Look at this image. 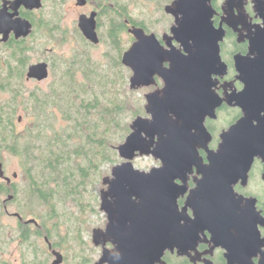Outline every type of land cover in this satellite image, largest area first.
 <instances>
[{
    "label": "flooded vegetation",
    "instance_id": "flooded-vegetation-1",
    "mask_svg": "<svg viewBox=\"0 0 264 264\" xmlns=\"http://www.w3.org/2000/svg\"><path fill=\"white\" fill-rule=\"evenodd\" d=\"M11 1L14 0H0V10L5 9L6 16L14 13ZM35 1L27 0L28 6L22 5L19 15L12 19H25L29 26L28 34L17 36V32L12 29L8 39L0 42V109L2 113L8 108L12 112L11 115H0V264H99L104 248L110 253L114 251L110 238H106L105 247L97 245L94 238L95 229L106 230L111 223L109 213L103 211V224L92 228L87 241L82 239L80 243L73 239L71 244H65L60 216L62 204L57 197L51 200L43 195L47 191L42 188L46 187V173L34 170L36 166L28 162L30 158L24 159L22 146L28 145L30 130L38 121L33 112L34 101L41 97L43 85L51 87L58 80L55 75L56 67H60L62 62L58 63L57 60H69V56L58 53L63 41L69 40L68 35L80 43L98 47L111 41L114 23L117 42L125 47L121 60L137 40L131 31L135 27L142 28L147 35L155 34L164 50L170 49L169 42L180 47L177 41L170 40L175 18L165 10L174 0H154V8L163 11V19L149 24L140 18L136 19L138 23H134L128 17L131 5L140 0H40L39 7H31ZM67 2H71L76 10L73 25H69L71 27L61 25V11ZM260 2L264 0L211 1L216 11L214 25L225 31L220 42L225 67L212 78L214 97L221 103L213 116L207 115L205 119V125L212 136L207 149L199 148L205 165L208 150H218L223 142L224 132L244 117L245 111L241 106V101L244 100L238 97L246 83H252L250 88L254 90L264 85L263 79L255 81L250 74H255L264 67V53H260L264 42L256 40L258 31L264 27V20L256 12V3ZM92 17L96 21V32L100 40L98 43L89 40L81 27L83 19ZM160 23L164 26L162 30L155 29ZM3 37L4 33L0 29V39ZM256 42L260 44L256 46ZM75 54L76 52L73 57ZM40 63L48 65V77L40 79L29 76L30 67ZM164 66L169 67L170 63L165 62ZM128 69L132 75L131 68ZM164 85L163 78L156 75L154 84L138 89L146 90L143 96L146 101L145 94L161 90ZM258 112L264 129V108L259 111L254 109L252 113ZM250 117L249 128L256 135L261 134L259 120L255 116ZM254 145L259 152L254 157L247 176L238 178L233 183L235 197L241 199L239 207H228L229 211L225 212L226 220L223 219L220 223L219 236L214 238L208 229L199 230L190 246L186 247L176 244L175 234L172 232L173 246H169L159 260H154V264H240L238 256H229L231 252L250 246L251 237L253 236L254 242L258 230L264 238V142L257 139ZM10 156L14 157L15 164H11ZM158 166H161L160 162L140 169L148 171ZM200 178L202 174L197 172V166L194 165L187 176L186 191L178 198L180 214L187 216L189 220H194L196 214L191 208L187 212H183L182 208L191 190L196 187V180ZM177 182L182 183L181 180ZM107 188L103 184L100 194ZM181 224H185V221ZM260 258L261 253L248 261L258 264ZM103 264L111 263L107 261Z\"/></svg>",
    "mask_w": 264,
    "mask_h": 264
},
{
    "label": "water",
    "instance_id": "water-1",
    "mask_svg": "<svg viewBox=\"0 0 264 264\" xmlns=\"http://www.w3.org/2000/svg\"><path fill=\"white\" fill-rule=\"evenodd\" d=\"M211 1L174 0L166 6V12L175 18L170 40L177 41L180 47L169 42L170 49L164 50L155 34L147 35L137 27L131 30L137 40L122 59L133 72L130 88L150 86L155 83L156 75L163 78L165 85L161 90L145 94L148 115H139L132 121L131 132L117 146L123 161L112 168L110 175L103 177V184L108 188L101 192L100 208L109 213L111 223L106 230L95 229L94 238L97 245L104 247L106 238H110L114 251L110 253L104 248L99 264L107 261L154 264V260H159L164 251L173 246L172 232L178 246H190L199 230L208 229L216 238L221 232V221L226 220L228 207H239L241 199L235 197L233 183L247 176L259 152L254 145L257 139L264 142L262 119L259 112L252 113L254 109L264 108V85L261 83L254 90L250 88L252 83H246L238 97L244 100L241 106L245 115L224 132L218 150H208L205 165L199 148L207 149L212 138L205 119L207 115L213 116L221 103L214 97L212 78L225 67L220 49L225 31L214 25L216 11ZM11 4L13 14L6 16L5 9L0 10V29L4 33L0 42L8 39L12 29L17 36L29 32L25 19L12 20L19 15L22 5L28 6L27 0H14ZM40 5L41 1L36 0L31 7ZM256 9L264 20V2L256 3ZM81 27L89 40L100 41L94 17L83 19ZM257 35L256 40L264 42V27ZM260 53H264V47ZM165 62L170 66L165 67ZM250 74L255 81L264 80V67ZM48 75L46 63L30 67L31 77L43 79ZM251 115L259 120L261 134L256 135L249 128ZM150 155L159 160L161 166L148 171L135 166L137 157ZM194 165L202 178L196 180L197 185L182 208L183 212L191 208L196 214L194 220H189L180 214L178 198L186 191L187 176ZM183 220L185 224H181ZM263 248L264 238L258 230L254 242L251 237L250 246L240 247L229 256H238L240 264H253L248 259L261 253L258 264H264Z\"/></svg>",
    "mask_w": 264,
    "mask_h": 264
},
{
    "label": "trees",
    "instance_id": "trees-1",
    "mask_svg": "<svg viewBox=\"0 0 264 264\" xmlns=\"http://www.w3.org/2000/svg\"><path fill=\"white\" fill-rule=\"evenodd\" d=\"M128 17L138 23L130 11ZM115 29L113 23L111 49L104 62L93 60L91 51L96 46L82 42L81 51L56 67L58 80L35 99L38 121L30 130L28 145L22 146L24 159L30 158L34 170L46 173L43 195L51 200L57 197L64 207L60 216L73 231L74 242L82 243V214L98 210L97 190L103 187L106 166L121 161L117 146L131 132L132 120L146 114L141 89L130 88L131 71L121 60L125 47L117 42ZM1 114L12 112L0 109ZM73 207L80 214L72 212L77 226L71 228L68 208Z\"/></svg>",
    "mask_w": 264,
    "mask_h": 264
},
{
    "label": "rangeland",
    "instance_id": "rangeland-1",
    "mask_svg": "<svg viewBox=\"0 0 264 264\" xmlns=\"http://www.w3.org/2000/svg\"><path fill=\"white\" fill-rule=\"evenodd\" d=\"M154 0H140V1H134V3L131 5L130 7V12L132 13V15L136 18H140L142 19L146 24H149L150 22H156L159 20L163 19V11L160 10V8H154ZM134 5V6H133ZM75 9L72 7V3L71 2H67L64 4L63 6V10L61 11V25L63 26H69V25H73V18L75 17ZM71 27V26H69ZM164 26L160 23L157 26H155V29H161ZM69 40H65L63 41L62 45L59 46L58 48V53L62 56L68 57L69 60H71V58L73 57L74 52H79L81 51L82 47H81V43L80 41H77L75 38L74 40L71 38L70 35H68ZM129 39V38H128ZM124 41H126V39L124 38ZM129 46V44H128ZM111 49V46L109 45V43H103L98 47H93L92 51H91V56L93 58V60H97L98 62H104L106 60V56L105 54L108 53V50ZM58 63H63L66 60H57ZM130 80V79H129ZM44 90L42 88V91L40 93H42L43 91H49L51 90V87H48L43 85ZM30 89H33L32 86H30ZM144 93H146V90H142L141 89V93H139V96L141 97V101L143 99ZM144 103L146 104V101L144 99ZM133 121V120H132ZM132 123V122H131ZM122 143V142H121ZM119 154V153H118ZM11 157V164H15V160L13 156ZM9 157V158H10ZM120 157V156H119ZM123 159L121 158L122 162ZM118 162V163H120ZM159 160L155 159L153 156H139L134 160V164L136 167L138 168H149L153 165H157L159 164ZM116 163V164H118ZM114 164V165H116ZM111 167L110 165H107L106 168L108 169V173L104 174V176L106 175H110L111 174ZM105 168V167H104ZM103 176V177H104ZM102 177V180H103ZM101 189V188H100ZM98 195H99V201H100V190L98 189ZM60 208H64L63 206L60 205ZM72 211L70 210V208H68L69 211V218H71L72 220L68 221V224L71 228H74L77 226V222H76V218H73L74 216H72V212L73 214H75L76 216H78L80 213L78 211L77 208L73 207L71 208ZM97 211L96 212H91L90 214H82V219H85V222L82 224V226H84L83 230H81V235H82V239H87L90 237V232L92 231V228L94 227H101V225L104 222V214L103 211L100 208V204L97 206ZM62 234H63V239L65 238V244H71L73 241V238H71L74 233L73 231L68 230V227L65 224H62ZM73 234V235H72ZM80 235V233H79ZM75 236V235H74ZM87 241V240H86Z\"/></svg>",
    "mask_w": 264,
    "mask_h": 264
}]
</instances>
